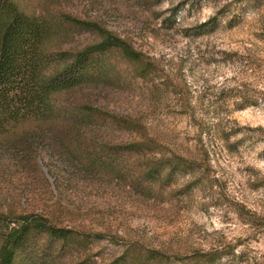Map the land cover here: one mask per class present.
<instances>
[{"label": "rangeland", "instance_id": "obj_1", "mask_svg": "<svg viewBox=\"0 0 264 264\" xmlns=\"http://www.w3.org/2000/svg\"><path fill=\"white\" fill-rule=\"evenodd\" d=\"M11 1L50 26L57 64L118 45L55 96L58 137L0 136V251L33 218L13 264H264V7ZM234 7L238 19L197 29ZM216 248L220 259H199Z\"/></svg>", "mask_w": 264, "mask_h": 264}, {"label": "trees", "instance_id": "obj_2", "mask_svg": "<svg viewBox=\"0 0 264 264\" xmlns=\"http://www.w3.org/2000/svg\"><path fill=\"white\" fill-rule=\"evenodd\" d=\"M232 1L245 4L251 10L264 7V0ZM235 9L220 10L197 29L205 33L216 28L219 25V16L231 15L229 22L234 18L238 19ZM50 35L51 28L42 18L24 14L11 0H0V136L6 135L10 144H22L32 133L43 136L46 131H56L55 135L58 137L59 116L55 96L89 82L87 66L93 52L118 45L117 40L109 37L103 44L88 48L78 53L73 60L61 65L55 62L56 54L45 50L44 46ZM124 49L128 56L140 58L127 45H124ZM31 124L32 128L18 132V128ZM35 222L39 223L33 218L27 219L24 225L14 228L8 234V240L0 251V264H13L15 252L10 245L21 243ZM40 224L52 237L70 233L47 222ZM235 247L231 248V253ZM223 253V248H216L199 255V259L212 263L220 259Z\"/></svg>", "mask_w": 264, "mask_h": 264}]
</instances>
